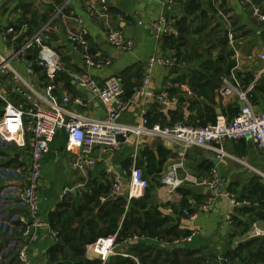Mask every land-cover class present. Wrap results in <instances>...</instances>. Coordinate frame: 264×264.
I'll list each match as a JSON object with an SVG mask.
<instances>
[{
  "label": "crops",
  "instance_id": "0c3cea01",
  "mask_svg": "<svg viewBox=\"0 0 264 264\" xmlns=\"http://www.w3.org/2000/svg\"><path fill=\"white\" fill-rule=\"evenodd\" d=\"M105 1L107 16L90 17L87 8L100 13V0H0V57L9 66L0 75V92L9 104L25 107L28 105L25 95L35 100L36 94L45 95L46 88L53 85L57 103L62 104L65 97L79 98L82 106L70 104L68 108L94 119L106 117L105 107L96 98L90 99V93L80 89L66 74L47 76L35 65L33 57H28L24 63L11 59L13 52L4 32L9 27L20 30L26 25L25 37L45 28L46 44L67 70L90 77L97 83L118 77L125 99L141 86L150 58L168 57L170 49H177L180 66H156L150 74L148 90L154 97L166 95V101L159 102L154 97L136 99L121 114L119 123L123 125L137 129L143 127V120L147 128L177 123L206 126L218 118L229 121L244 105L240 94L246 96L255 112L262 110L264 62L260 53L264 46V22L256 19L251 8L243 6L241 0ZM253 2L264 6V0ZM161 19L177 34L157 37L149 25ZM79 28L87 30L92 51L103 53L110 60V66L87 69L83 65L68 42L69 33ZM110 30L120 31L131 40V51L111 48L106 41ZM20 37L16 41L18 45L23 42V36ZM28 67H32L33 73L26 71ZM225 86L234 89L228 97L220 94ZM5 106L6 103L0 101V119ZM29 149V145L27 149H18L0 142V264H19L18 246H11L9 242L22 239L16 217L24 214V210L17 206L12 194L22 187ZM223 150L227 156L219 159L212 150L196 146L183 149L179 142L132 134L115 152L95 151L93 156L97 163L83 176L73 167L78 151L70 149L65 132L59 131L43 158L38 189L40 217L59 234L57 218H66L67 212L85 196L102 188L101 203L110 202L112 196H115L113 199L121 197L125 211L129 207L134 209L128 219L149 213L161 222L156 231L164 243L132 228V237L137 239L119 249L125 255L131 250L137 254L144 252L149 260L152 258L151 263L162 259L164 264H170L167 259L172 260L173 253L180 261L195 257L200 264H216L222 258L234 264H263L264 158L250 139L225 142ZM180 161L184 165L183 175L208 178L215 169L223 179V188L217 193L203 186L186 184L178 194H167L160 178ZM134 169L142 171L149 187L142 195L136 192L135 197L129 199ZM117 179L120 191L115 195L113 186ZM65 190L71 192L63 195ZM226 192L248 205L234 207L225 196ZM210 198L214 199L210 211L200 212V207ZM136 203L143 204L145 211L137 210L133 206ZM185 210L197 213L195 220L190 221ZM124 218L125 215L120 218V225ZM80 221V227L86 224L84 219H77L73 229H77ZM39 235V242L30 247L32 264H68L69 260L60 261L62 255L69 259V252L67 249L61 251L64 246L59 235L57 242L49 237L47 230H41ZM94 243L86 245L81 258L108 264L112 258L104 262L100 256L90 254V246ZM164 244L181 249L170 252L161 248ZM57 260L59 262L55 263Z\"/></svg>",
  "mask_w": 264,
  "mask_h": 264
},
{
  "label": "built area",
  "instance_id": "2783aa9c",
  "mask_svg": "<svg viewBox=\"0 0 264 264\" xmlns=\"http://www.w3.org/2000/svg\"><path fill=\"white\" fill-rule=\"evenodd\" d=\"M173 1L175 0H169V2ZM215 1L220 2V0ZM241 4L249 6L253 16L260 22H264L263 5L255 4L253 0H241ZM100 8L101 12L99 13L96 9L89 7L87 13L90 17L98 14L107 16L108 6L105 0H100ZM76 22L81 24L80 20H76ZM149 26L157 37L177 34L176 30L170 27L164 19L151 23ZM27 30L26 25H23L20 30H16L14 27L5 30L4 37L9 38L13 52L11 59L24 63L28 57H33L35 65L43 69L47 76L66 74L80 89L89 92L105 107L106 117L94 119L69 109L70 104L83 105L79 98L65 97L62 104L57 103L53 96V85L46 88L45 95L36 94L35 100H32L31 95H25V100L28 103L25 107H15L9 104L0 92V101L6 103L3 116L0 119V142L14 145L18 149H27L28 145L30 148L28 151L29 163L22 173V187L14 190V194H12L17 206L24 210V214L16 217L17 228L22 239L18 242H9L11 246H18L16 256L19 264H32L30 247L39 242L41 230H47L49 237L54 241L57 242L58 239V233L52 230L50 225L40 217L38 189L42 177L43 158L49 153L50 145L59 131L65 132L70 149L78 151L73 167L83 176L97 163V158L93 156L95 151L101 154L115 152L132 134H143L179 142L183 149L196 146L212 150L217 153L219 159L227 156L223 150L225 142L250 139L264 158V99L262 110L255 112L244 94H240L239 97L244 103L243 107L229 121L218 118L215 123L206 126H187L177 123L172 126L155 125L152 128H147V122L143 120V127L137 129L119 123L121 114L127 111L130 104L136 99L154 97L148 90L150 74L154 67L180 66L176 48L168 51V57L150 58L141 86L132 96L125 99L122 82L118 77H110L103 83H97L90 77L67 70L61 64L59 56L46 44L45 28L31 37H25ZM20 36H23V42L18 45L16 41ZM88 36L87 30L83 28L69 33L68 42L73 52L81 58L87 69H103L110 66V60L103 53L92 51ZM106 41L111 48L119 51L128 52L133 47V42L116 30L108 31ZM260 59L264 62V46L260 53ZM3 61L0 57V75L9 67ZM26 71L33 73L32 67H28ZM233 90L232 87L225 86L220 94L223 97H228ZM154 98L159 102L166 101V95L163 94ZM183 171L184 165L180 161L163 173L160 184L167 194H178V191L186 184L203 186L217 193L223 188V179L215 169L211 170L208 178L183 175L181 173ZM130 184L129 199H133L136 192L142 195L149 187L142 171L138 169L132 171ZM119 191L120 186L117 179L113 186V194L116 195ZM70 192L71 190H65L63 195ZM225 196L234 207L248 205L245 201L236 200L231 193L226 192ZM213 202V198L208 199V203L200 207L199 211H210ZM184 214L190 221L197 217V213H189L186 210ZM227 221H231L230 216L227 217ZM136 239V237L128 238L124 243H131ZM90 254L100 256L104 262L108 258L129 257L119 251L116 235L98 239L90 246ZM216 264L234 263L229 259L222 258Z\"/></svg>",
  "mask_w": 264,
  "mask_h": 264
},
{
  "label": "trees",
  "instance_id": "16d2710c",
  "mask_svg": "<svg viewBox=\"0 0 264 264\" xmlns=\"http://www.w3.org/2000/svg\"><path fill=\"white\" fill-rule=\"evenodd\" d=\"M32 23H34V20ZM101 189L102 188L94 190L90 195L85 196L84 200H81L76 207H72L73 210L67 212L66 218H57L56 220L57 228L60 230L58 234L59 241L62 242L64 246L60 249L61 251L67 249L69 252L68 264H99L98 261L91 262L81 258L83 256V249L86 245L94 243L99 238L116 235V244L120 249L122 248L120 246L125 244L124 241H126V239L132 238L130 231L132 228L139 229L141 235L155 238L161 244L165 242L161 239L160 233L156 231L161 222L155 219L154 216H151L149 213H144L143 217L137 216L128 219L131 213L134 212V209L130 210L129 207V209L125 211L124 199L121 197H116L108 203H101L99 200ZM106 193L108 194V192ZM108 197L109 195L105 198ZM133 206L139 211H145L143 204L136 203ZM123 215H125V218L120 225L119 221ZM257 216L259 215L257 214ZM77 219H84L86 221L85 225H81L80 231L73 229V225ZM59 244L57 245L58 247H60ZM127 245L129 244H126V246ZM160 251L163 252L162 249H160ZM143 253L137 254L131 250L129 253H126L130 257H113L108 264H147L149 256H144ZM131 257L135 258L137 261L133 260ZM75 258L81 260L75 261ZM178 260V257H176L174 253L172 254V260L167 259L170 264H180ZM151 264H157V262L154 261Z\"/></svg>",
  "mask_w": 264,
  "mask_h": 264
},
{
  "label": "rangeland",
  "instance_id": "374dc122",
  "mask_svg": "<svg viewBox=\"0 0 264 264\" xmlns=\"http://www.w3.org/2000/svg\"><path fill=\"white\" fill-rule=\"evenodd\" d=\"M148 190V189H147ZM79 225H78V227H77V230H79L80 229V224H81V221L78 223ZM67 260H69L68 259V257H65L64 255H62V257L60 258V261H67ZM75 261H77V260H81V259H74ZM150 260H152V258L150 259ZM148 261L147 262V264H151V261ZM179 261V263L180 264H200V262L199 261H196V258L194 257V258H191V259H185L184 261H180V260H178ZM57 262H59L58 260L55 262V263H57ZM157 264H164V262L162 261V259L161 260H159L158 262H157Z\"/></svg>",
  "mask_w": 264,
  "mask_h": 264
},
{
  "label": "water",
  "instance_id": "95a60500",
  "mask_svg": "<svg viewBox=\"0 0 264 264\" xmlns=\"http://www.w3.org/2000/svg\"><path fill=\"white\" fill-rule=\"evenodd\" d=\"M22 41V37H20L18 39V42L20 43ZM173 71V70H171ZM90 99H93V95H90L89 97ZM243 107V106H242ZM241 107V108H242ZM127 194V193H126ZM115 196H112L111 198H109V201H111ZM125 245L121 246V247H124ZM161 248L165 249V250H168L170 252H173L175 249H181V247H175L174 245L172 244H164V245H161Z\"/></svg>",
  "mask_w": 264,
  "mask_h": 264
},
{
  "label": "bare ground",
  "instance_id": "6f19581e",
  "mask_svg": "<svg viewBox=\"0 0 264 264\" xmlns=\"http://www.w3.org/2000/svg\"><path fill=\"white\" fill-rule=\"evenodd\" d=\"M139 196H140V194H139Z\"/></svg>",
  "mask_w": 264,
  "mask_h": 264
}]
</instances>
